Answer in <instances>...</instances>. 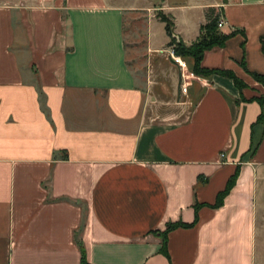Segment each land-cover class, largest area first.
<instances>
[{"label":"crops","instance_id":"crops-1","mask_svg":"<svg viewBox=\"0 0 264 264\" xmlns=\"http://www.w3.org/2000/svg\"><path fill=\"white\" fill-rule=\"evenodd\" d=\"M208 9L234 34L199 65L242 87L194 76L165 113L160 92L169 81L174 98L179 70L150 11L187 47ZM125 19L142 25L139 71L126 64ZM250 74L264 76V0H0V264H79L76 233L88 264H255L264 85ZM194 215L162 254L165 225Z\"/></svg>","mask_w":264,"mask_h":264},{"label":"trees","instance_id":"trees-1","mask_svg":"<svg viewBox=\"0 0 264 264\" xmlns=\"http://www.w3.org/2000/svg\"><path fill=\"white\" fill-rule=\"evenodd\" d=\"M157 19L163 23V28L166 36L168 37V47L172 50L173 54L180 57L186 64L188 71L198 78L209 79L212 75H221L229 78L233 85L240 90L242 87L241 82L228 71H221L217 69H206L200 67L199 63L203 52L213 48V47H222L223 43L227 38L232 36L234 32L228 35H222L216 30V22L218 20V16L214 13L213 9H208L205 13V24L199 28V36L198 38L189 46H184L180 41L175 39L172 33L173 24L168 17L163 15L160 12L156 13ZM250 76L256 82L264 85V76H259L256 74H250ZM259 106L261 107V101L259 99H255ZM262 120V111H260L257 122ZM234 183V176L231 177L224 189L216 195L215 202L212 205L213 208L219 207L222 204V200L224 196L227 194L229 189ZM197 206L194 205V213L196 212ZM196 220V216L194 215L193 222L191 224H184L181 222L167 223L165 225L164 230L158 234L161 239V248L160 252L164 253V238L165 234L175 228H187L191 226ZM74 242L79 252V264H88L85 260V252L81 241L78 238L74 237Z\"/></svg>","mask_w":264,"mask_h":264},{"label":"rangeland","instance_id":"rangeland-1","mask_svg":"<svg viewBox=\"0 0 264 264\" xmlns=\"http://www.w3.org/2000/svg\"><path fill=\"white\" fill-rule=\"evenodd\" d=\"M111 3L119 4V5H132L135 3V0H108ZM138 1V0H137ZM125 2V3H124ZM153 14L157 13L156 11H150ZM149 12V13H150ZM136 15V12H132ZM130 20L125 19L124 24H123V29H124V49H125V59H126V64L132 68L134 71H139L141 70V64H142V50L144 46V38H143V29L142 25L139 24H131L129 23ZM153 27L155 28V33L157 37H161L163 34L162 31V25L157 22V24H153ZM169 50V49H168ZM167 59L171 62L172 60L168 56L167 50L165 53ZM174 64V63H173ZM139 73V72H138ZM178 80L176 84V91H175V96H170V88L168 82H164L163 84V89L160 92V100H161V111L165 113H178L179 112V102H180V95L182 94L180 92V83H181V78H180V72L177 73ZM168 102V103H167ZM184 110V109H182ZM183 116V115H182ZM181 116V117H182ZM179 119L178 116L173 118L172 121H177ZM171 123V122H170ZM86 205L82 203L81 205V218H82V226H85V221H86ZM78 237V233H76L75 238ZM255 264H264V232L263 233H258L256 235V244H255Z\"/></svg>","mask_w":264,"mask_h":264},{"label":"built area","instance_id":"built-area-1","mask_svg":"<svg viewBox=\"0 0 264 264\" xmlns=\"http://www.w3.org/2000/svg\"><path fill=\"white\" fill-rule=\"evenodd\" d=\"M222 21L220 19L217 20L216 22V28L219 29L222 26ZM168 56L172 60V62L178 67V70L180 72V78H181V83H180V92L184 94L186 92V89L189 85V81L194 78V75H192L185 64V62L178 56L174 55L172 50L169 48L167 50ZM222 157V155H220Z\"/></svg>","mask_w":264,"mask_h":264},{"label":"water","instance_id":"water-1","mask_svg":"<svg viewBox=\"0 0 264 264\" xmlns=\"http://www.w3.org/2000/svg\"><path fill=\"white\" fill-rule=\"evenodd\" d=\"M176 39V38H175Z\"/></svg>","mask_w":264,"mask_h":264}]
</instances>
